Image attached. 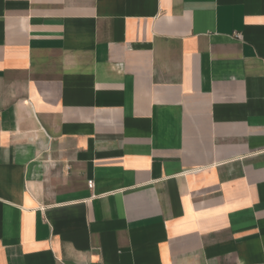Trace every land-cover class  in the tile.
<instances>
[{
	"label": "crops",
	"instance_id": "0c3cea01",
	"mask_svg": "<svg viewBox=\"0 0 264 264\" xmlns=\"http://www.w3.org/2000/svg\"><path fill=\"white\" fill-rule=\"evenodd\" d=\"M0 264H264V0H0Z\"/></svg>",
	"mask_w": 264,
	"mask_h": 264
},
{
	"label": "built area",
	"instance_id": "2783aa9c",
	"mask_svg": "<svg viewBox=\"0 0 264 264\" xmlns=\"http://www.w3.org/2000/svg\"><path fill=\"white\" fill-rule=\"evenodd\" d=\"M93 187V183H92V181H90V182H88V188H92Z\"/></svg>",
	"mask_w": 264,
	"mask_h": 264
}]
</instances>
